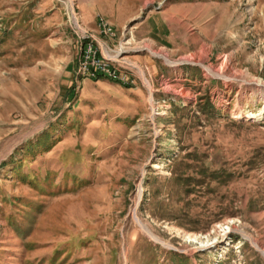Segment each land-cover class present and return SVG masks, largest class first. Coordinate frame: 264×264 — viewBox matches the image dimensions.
<instances>
[{"label":"rangeland","instance_id":"rangeland-1","mask_svg":"<svg viewBox=\"0 0 264 264\" xmlns=\"http://www.w3.org/2000/svg\"><path fill=\"white\" fill-rule=\"evenodd\" d=\"M70 1L0 0V264H264V0Z\"/></svg>","mask_w":264,"mask_h":264},{"label":"built area","instance_id":"built-area-1","mask_svg":"<svg viewBox=\"0 0 264 264\" xmlns=\"http://www.w3.org/2000/svg\"><path fill=\"white\" fill-rule=\"evenodd\" d=\"M99 32L107 37L113 38L115 37V33H109L104 27V23L99 21L98 24ZM120 63V61L117 60ZM78 71H85L87 76H92V80H94L95 75L108 76L110 80L118 81L122 86H131V83L119 78V75H114L111 72L106 70V65H100L99 61L95 58L93 53L88 48H80V57L77 64Z\"/></svg>","mask_w":264,"mask_h":264},{"label":"bare ground","instance_id":"bare-ground-1","mask_svg":"<svg viewBox=\"0 0 264 264\" xmlns=\"http://www.w3.org/2000/svg\"><path fill=\"white\" fill-rule=\"evenodd\" d=\"M67 2V6L69 7L70 11L72 12V14L74 13V10H73V5H72V1L70 0H65ZM72 19L75 23H77V18L72 15ZM102 22V21H101ZM103 23V22H102ZM104 27L106 28V30L109 29V27L107 28V24L104 23ZM109 32V31H108ZM85 48H88L92 53L93 55L95 56V58L99 61V64L100 65H106V70L108 72H111L113 73L114 75H119L117 73V70L115 68H113L112 66H110L109 64V61L108 60H105L103 58H97V53H98V49L96 47H94L91 43H88V45L85 47ZM152 55L154 56H158V57H161L163 58V60H165L166 62L170 63L167 58L165 57V55H161V54H157V53H154L152 52L150 49H147ZM133 67H135L137 69V71L140 73L141 77L143 78L147 88L149 91H151V87H150V84L148 81H146L144 79V71L141 70V68L136 65V64H131ZM79 74H85V71H79ZM107 78H109L108 76H106ZM119 78L123 79L126 81V78H125V75L122 74V75H119ZM91 79H92V76H91ZM110 79V78H109ZM237 80H239L238 78H236ZM119 83V82H118ZM256 82H252V81H249L248 84L252 85L253 87L256 85L255 84ZM120 84V83H119ZM121 85V84H120ZM260 92H263L262 95L264 96V91L263 90H259ZM151 93V92H150ZM152 100V97H150V101ZM135 214V213H134ZM143 231L146 233V235L153 241L157 242L158 240H156V238H154L152 235H150L148 233V231L146 229L143 228ZM252 244L254 245V247L259 250L263 255H264V250L262 248H260L256 243H254L252 241Z\"/></svg>","mask_w":264,"mask_h":264},{"label":"crops","instance_id":"crops-1","mask_svg":"<svg viewBox=\"0 0 264 264\" xmlns=\"http://www.w3.org/2000/svg\"><path fill=\"white\" fill-rule=\"evenodd\" d=\"M135 16V14L132 15L131 18H133ZM126 18H130V17H126ZM84 20H85V27L87 28V30H95V27L93 26V23H91L90 19L88 16L84 17ZM151 22V27L149 26V29H150V33H151V37H160L162 35H165V28H166V25L164 23V20H162V17L160 16V14H155V15H151V14H148L147 16H145L144 18V21H143V24H150ZM94 41L96 42V45L98 47V50H99V54L100 56H103L105 55V53L108 54V52H110L111 50L104 44H100L97 42V39H94ZM86 80H90L89 79H86ZM100 79H97L96 81H99ZM93 81V80H91Z\"/></svg>","mask_w":264,"mask_h":264},{"label":"trees","instance_id":"trees-1","mask_svg":"<svg viewBox=\"0 0 264 264\" xmlns=\"http://www.w3.org/2000/svg\"><path fill=\"white\" fill-rule=\"evenodd\" d=\"M99 77H100L99 75L94 76L95 79H100Z\"/></svg>","mask_w":264,"mask_h":264}]
</instances>
